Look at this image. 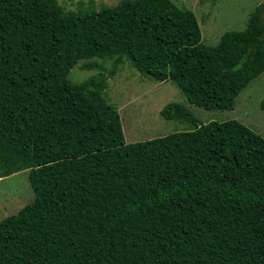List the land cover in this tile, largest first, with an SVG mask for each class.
<instances>
[{"label":"trees","instance_id":"1","mask_svg":"<svg viewBox=\"0 0 264 264\" xmlns=\"http://www.w3.org/2000/svg\"><path fill=\"white\" fill-rule=\"evenodd\" d=\"M92 59H112L107 75L87 62L99 76L71 83ZM124 62L231 111L264 72V6L211 46L171 0H0V179L28 171L35 196L0 221V264H264V138L172 103L161 116L192 130L126 144L101 95Z\"/></svg>","mask_w":264,"mask_h":264},{"label":"rangeland","instance_id":"2","mask_svg":"<svg viewBox=\"0 0 264 264\" xmlns=\"http://www.w3.org/2000/svg\"><path fill=\"white\" fill-rule=\"evenodd\" d=\"M56 1L66 13L83 14L98 10L100 6L112 7L120 0ZM171 1L195 14L202 43L211 46L216 45L227 31L245 30L248 17L254 8L264 6V0ZM87 62H96L103 68V74L107 75L112 59L79 61L68 75L71 83L79 84L94 75L99 76V70H82L81 66ZM106 84L107 87L101 95L117 111L126 144L192 130L191 124L166 120L161 116L160 111L172 103L183 106L202 124L236 120L264 138V112L259 108L264 97V72L238 94L231 111L205 110L192 105L171 80L156 82L128 66L127 62L119 66L115 76L107 79ZM34 198L28 181V171L0 179V221L15 215L25 205L32 203Z\"/></svg>","mask_w":264,"mask_h":264}]
</instances>
